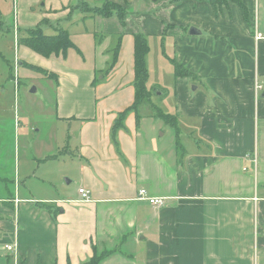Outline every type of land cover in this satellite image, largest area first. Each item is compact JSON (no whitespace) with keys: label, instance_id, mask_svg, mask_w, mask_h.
Instances as JSON below:
<instances>
[{"label":"crops","instance_id":"crops-1","mask_svg":"<svg viewBox=\"0 0 264 264\" xmlns=\"http://www.w3.org/2000/svg\"><path fill=\"white\" fill-rule=\"evenodd\" d=\"M12 1L24 27L44 18L75 22L78 14L98 35L95 42L85 26L77 41L68 33L74 46L64 56L33 57L55 75L50 122L63 126L48 131L47 143L57 133L60 142L73 139L64 163L76 182L67 178L36 203L18 189L9 200L0 197L6 264H81L104 251L110 252L98 264H137L135 256L140 264H264V0H111L129 11L123 25L114 15L92 17L76 7L104 0ZM137 32L159 38L161 73L174 75L171 58L191 73L160 77L171 92L150 87L143 106L153 112L129 111L113 131L118 113L134 101ZM156 108L175 114L176 127L156 117ZM140 189L165 203L150 204Z\"/></svg>","mask_w":264,"mask_h":264},{"label":"rangeland","instance_id":"rangeland-1","mask_svg":"<svg viewBox=\"0 0 264 264\" xmlns=\"http://www.w3.org/2000/svg\"><path fill=\"white\" fill-rule=\"evenodd\" d=\"M17 7V2L0 0V138H4L0 140V168L1 166L6 168L5 174L0 172L5 176L0 182V197L6 196L9 200L14 197L15 190L18 189L17 195L26 196L33 201L32 203H36L42 198L50 197L49 195L53 194L56 189L59 191L60 184H66L67 178L74 180V173L72 170L67 169L64 163V159L68 158V153L73 149V139L68 145L67 142H60V133H57V135L54 134L52 138H49L50 144L47 143L48 131L51 128L60 129L63 126V124L57 122L54 124L50 122V117L53 118L55 102L52 80L47 77L45 72H38L37 68H34L37 66L38 61H34L33 57L38 56V53L29 48H24L25 46L19 47L17 38L24 35V29L36 26H41L43 32L47 34H55L57 32L55 28L60 27L70 34L75 33L73 40L76 41L82 36L80 32L83 31L85 26L92 31L91 34H93L95 42V37L98 34L95 31L93 32V29H95L94 23L92 25L86 19L80 20L82 16L78 14L75 15V22L73 20L65 23L61 19L51 21L44 18L40 23L35 20L33 22L35 24L24 27V24L16 20L14 16V10L16 11ZM76 7L81 12L87 13L88 16L93 17L96 15L95 10L85 2L78 1ZM26 10L31 14L33 13L31 9ZM255 20L256 25H258L257 9L253 11V27ZM123 33L124 31L121 29L113 34L115 36L114 42L108 47L110 59L111 54L117 51L115 50L116 46H119L117 41L121 39ZM145 37L149 46L148 53L145 56L148 70L146 86L149 89L160 84V88L157 89H163L164 94L167 95L172 88H167L164 82H159V78L168 81L174 75L171 71H169L170 73L159 71L157 62L159 38L149 34H146ZM28 50L29 57L24 58L22 53ZM97 77H99V74ZM138 109L141 114L153 112V109L143 105H139ZM12 121H15L16 149L10 156L9 145H11L10 142L14 141ZM37 129L39 130L37 131ZM60 150L64 152L61 153ZM52 154L57 155L58 158H49V155ZM74 182H76V179ZM10 192L12 197H10ZM1 254L2 252H0V264H6L5 258ZM135 257L134 260L137 264H140V257Z\"/></svg>","mask_w":264,"mask_h":264},{"label":"trees","instance_id":"trees-1","mask_svg":"<svg viewBox=\"0 0 264 264\" xmlns=\"http://www.w3.org/2000/svg\"><path fill=\"white\" fill-rule=\"evenodd\" d=\"M182 0H170V2H178ZM195 1H208L213 5H222L228 0H195ZM234 3L240 5L241 0H231ZM87 4V3H86ZM88 5V4H87ZM89 6V5H88ZM91 8L95 10L96 16L101 17H111L115 16L119 22L123 25L128 14V10L125 6L112 2L111 0H104L99 5H94ZM92 9V10H93ZM1 24V23H0ZM57 32L55 34H46L43 32L41 26H36L34 28L24 29V35L17 38V43L28 47L35 53L41 56L49 57L52 54H62L64 56L65 52L73 47L74 44L70 39V36L66 30L60 27L55 28ZM118 49V45L115 50ZM149 46L145 35L140 32L133 34V72H134V101L133 103L118 113V117L113 126V131L116 130L115 127H123V120L127 112L138 110L139 105L150 103L149 90L146 86V80L148 77V70L146 67L145 56L148 53ZM174 76L185 77L190 75V71L178 63L174 58H171ZM38 72H45L48 78L54 77L55 75L44 68L35 66ZM155 116L160 118L166 125L173 128L177 125V119L175 114L164 113L162 110L157 109L155 111ZM139 115H136V123H139ZM110 251H104L99 256H92L88 261L81 264H98L100 260L104 259Z\"/></svg>","mask_w":264,"mask_h":264},{"label":"built area","instance_id":"built-area-1","mask_svg":"<svg viewBox=\"0 0 264 264\" xmlns=\"http://www.w3.org/2000/svg\"><path fill=\"white\" fill-rule=\"evenodd\" d=\"M260 37H261V34L256 32L255 38L257 39ZM78 192H79L82 200H87L89 198L88 191H86L84 188H79ZM139 196L142 198H145L150 204H152L154 206H162L165 203L164 198L149 196L145 189H140ZM5 248L10 250L12 248V246L11 245H5Z\"/></svg>","mask_w":264,"mask_h":264},{"label":"water","instance_id":"water-1","mask_svg":"<svg viewBox=\"0 0 264 264\" xmlns=\"http://www.w3.org/2000/svg\"><path fill=\"white\" fill-rule=\"evenodd\" d=\"M193 32H194V29H193V28H191V29L188 31L189 34H193Z\"/></svg>","mask_w":264,"mask_h":264}]
</instances>
